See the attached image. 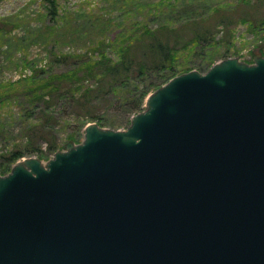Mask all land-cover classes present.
<instances>
[{"label": "water", "instance_id": "95a60500", "mask_svg": "<svg viewBox=\"0 0 264 264\" xmlns=\"http://www.w3.org/2000/svg\"><path fill=\"white\" fill-rule=\"evenodd\" d=\"M0 264H264V57L168 80L0 176Z\"/></svg>", "mask_w": 264, "mask_h": 264}, {"label": "rangeland", "instance_id": "374dc122", "mask_svg": "<svg viewBox=\"0 0 264 264\" xmlns=\"http://www.w3.org/2000/svg\"><path fill=\"white\" fill-rule=\"evenodd\" d=\"M54 3L56 14L51 15L45 0H0V166L7 164L2 156L9 152H28L8 164L9 170L0 176L26 158L45 163L55 152L65 151L68 143H81L89 124L122 131L134 115L144 111L147 97L156 90L152 87L158 89L166 83L167 69L130 76L112 91L94 97L87 114L71 106L69 99L62 98L58 91L51 93L53 88L43 86L50 78L56 80L59 75L84 67L88 59L99 60L100 53L116 61L118 49L133 41L141 27L178 28L193 16L204 19V25L211 27L214 31L211 45L191 44L175 52L168 68L177 72L188 69L205 73L223 59L236 58L250 65L256 57H264V24H261L264 8L256 0H54ZM246 16L255 24L243 21ZM221 19L229 22V26L219 24ZM97 78L82 77L78 93L100 86ZM141 93H145L142 104L133 111L132 103ZM39 118L49 123L46 126L45 122L44 129L41 128L43 134L31 131L42 127L37 125L41 123ZM49 146H54L55 152H48Z\"/></svg>", "mask_w": 264, "mask_h": 264}, {"label": "trees", "instance_id": "16d2710c", "mask_svg": "<svg viewBox=\"0 0 264 264\" xmlns=\"http://www.w3.org/2000/svg\"><path fill=\"white\" fill-rule=\"evenodd\" d=\"M50 5L51 15L56 14L54 0H45ZM258 6L264 8V0H256ZM214 13L218 12V9H213ZM247 17V16H246ZM244 18L243 21L249 24H255L254 20H250V17ZM192 19V20H191ZM190 20L182 24L178 28H168L161 26L155 29L147 27H141L139 29V35L136 38L119 48V56L116 61H111L106 58L104 53H100L99 60L91 61L88 59L84 67L81 66L75 70H71L68 74L59 75L45 83L43 86H47L49 89L53 88L51 93L57 92L62 95V98L69 99L67 101L71 106L77 108L87 114L92 106L93 98L101 93H108L114 89L118 84L128 80L130 76L137 74L143 75L146 71H160L167 69L165 75L167 82L171 78L188 72V69L184 71H176L168 68L171 63L175 52L181 48L190 46L191 44H203L211 45L214 38V31L210 26L204 25V19L199 16H193ZM264 24V18L261 20V24ZM219 24L224 27H228L229 22H225V19H221ZM226 58V57H222ZM57 61H61L57 59ZM96 78L100 83V86H96L93 89L84 88L78 93L81 87L82 77ZM164 77V76H163ZM161 77V79L163 78ZM55 80L52 84V81ZM158 86L152 88L157 89ZM78 93V94H77ZM145 93L139 94L132 103L133 111L139 110V106L142 104V100ZM40 97V96H39ZM135 109V110H134ZM132 111V110H131ZM85 114V115H86ZM92 116V115H91ZM93 117V116H92ZM41 123L37 124L39 128H32L31 131L44 132V127L49 125L48 120L39 118ZM42 128V129H41ZM48 152H55L54 146L47 148ZM28 152L26 150L11 151L8 154L2 156L3 162L7 163L5 166H0V174H5L10 166L17 162L22 157L26 156ZM30 153V152H29Z\"/></svg>", "mask_w": 264, "mask_h": 264}]
</instances>
